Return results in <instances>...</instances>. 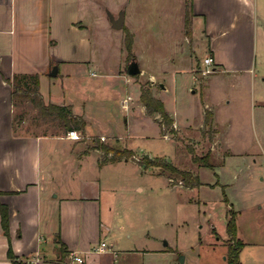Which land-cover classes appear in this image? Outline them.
I'll return each mask as SVG.
<instances>
[{
	"label": "rangeland",
	"instance_id": "374dc122",
	"mask_svg": "<svg viewBox=\"0 0 264 264\" xmlns=\"http://www.w3.org/2000/svg\"><path fill=\"white\" fill-rule=\"evenodd\" d=\"M148 1L157 13L156 0H136L135 31L123 25L133 38L131 56L122 29V49L114 42L113 48L104 49L107 61L72 68L68 78L47 77L38 87L46 97L50 91L74 100V109L84 112L87 126L86 133L77 130L78 140L84 143L80 153L98 147L99 166L113 164L99 173L104 216L110 219L109 207L114 212L113 230L105 233L117 250L112 263L227 264L228 246L236 244L229 242L225 226L232 210L237 213V239L244 243L240 264H264V0H256L259 39L250 66L238 63L240 69L227 73L214 71L212 65V72L206 74L204 59L212 55L205 41L193 33L190 0H183L185 22L176 29L184 37L180 51V46L176 51L170 46L169 33L158 28L157 39L144 47L142 18L148 7L143 8L142 2ZM150 20L160 25L156 17ZM127 21L131 23V15ZM132 56L140 68L136 75L126 73ZM146 88L162 101L172 126L142 105L139 97ZM18 111L24 113L19 129L23 133L44 136L45 129L69 130L57 120L42 118L31 100ZM103 144L132 149L133 154L119 159L120 163L106 162L112 154L105 155ZM207 151L212 153L213 169L194 161V155ZM144 156L167 159L180 170L198 175L201 186L192 188L176 175L169 178L159 174L157 167L146 168ZM51 157L57 165L62 163L60 172L70 171L64 155ZM81 159L85 161L80 160L79 171L64 178L71 194L78 191L82 179H94L91 163Z\"/></svg>",
	"mask_w": 264,
	"mask_h": 264
},
{
	"label": "crops",
	"instance_id": "0c3cea01",
	"mask_svg": "<svg viewBox=\"0 0 264 264\" xmlns=\"http://www.w3.org/2000/svg\"><path fill=\"white\" fill-rule=\"evenodd\" d=\"M156 1L159 3L157 13L152 12L150 1L142 2L143 8L148 7L142 18L143 38L147 41L144 47H150V41L157 39L154 32L158 28L166 35L169 33L166 38L176 51L184 40L182 30L177 34L176 29L179 24L181 29L185 22V3L183 0H174L178 5H173V0ZM191 2L193 33L205 41V48L214 61L213 70L231 73L243 65L250 66L257 56L255 48L259 39L258 18L255 17L257 1ZM135 3L136 0H0V204L8 209L11 249L22 258H38L37 264H63L68 253L76 251L84 254L82 264H113L115 261L114 240L105 237L106 231L113 230L114 212L109 207L110 219L104 216L99 176L113 164L99 166L98 147L80 153L84 143L68 138V130L53 133L45 129L44 136L20 131L24 113L17 109L29 100L14 99L8 79L18 74L37 73L40 86L43 79L55 77L47 73L54 65L57 66L56 76L68 78L72 68L93 61L102 64L108 59L103 58L104 49L110 50L114 44L122 49V27L114 28L110 17L116 18L122 13V26L127 24L135 31L132 26L136 23L132 12ZM128 15H131V23L127 21ZM150 17H156L160 25L152 24ZM238 63L242 66H237ZM42 97L46 103L69 106L73 116L85 121L84 112L76 113L74 100L65 93L58 97L49 91L47 97L43 94ZM143 109L141 107L140 111ZM84 126L86 133V121ZM99 134L104 136L103 132ZM56 154L66 157L69 172H60L62 163L57 165L52 157L49 159ZM82 157L91 163L94 179H82L78 191L71 194L64 178H72L73 171H79L80 160L85 161ZM58 237L68 250L63 258ZM99 241L106 242V251L89 252ZM8 246L0 215V264H12L7 257Z\"/></svg>",
	"mask_w": 264,
	"mask_h": 264
},
{
	"label": "trees",
	"instance_id": "16d2710c",
	"mask_svg": "<svg viewBox=\"0 0 264 264\" xmlns=\"http://www.w3.org/2000/svg\"><path fill=\"white\" fill-rule=\"evenodd\" d=\"M190 2V9L192 8V2ZM122 29L124 31V45L125 50L127 52L128 56L132 55V47H133V38H131V34L124 26H122ZM135 57L132 56V59ZM30 79V82L28 81ZM8 82L11 84L12 88V97L15 99L20 100H31L35 108L39 111V114L42 118H51L53 120H57L60 125L63 127H67L70 130L76 129V130H83L85 121L81 117H76L72 115V109H70L69 106L66 105H55L52 103H46L44 99L42 98L41 94L38 93V86H39V75H14L13 79H8ZM140 102L142 105L148 110L149 113H158L164 124L167 126H172V120L169 117V114L167 113L165 107L163 106V103L161 100L155 98L152 95V92L149 88L142 89V92L139 97ZM208 115V114H207ZM102 150L104 151L105 155L111 153V157L105 159L106 162L114 163L116 161H119L121 158L128 159L132 154V149H120L115 147H109L106 144L102 145ZM191 153L194 152V149H189ZM211 151H207L204 154H201L200 156L194 155V161L196 163H199V165L213 169L215 167V164L211 161ZM142 161V164L148 168V167H157L160 169L159 174L168 176L169 178H173L175 175L178 176L182 182L186 186L189 187H199L201 185L200 178L198 175H193L188 170H180L176 166H174L170 161L167 159H162L160 157H154L150 158L149 156H144ZM227 201V199H226ZM228 220L226 222V231L227 234L230 237V241H234L236 244H229L228 251L226 255V261L227 264H240L239 261V253L241 248L243 247L244 243L237 239V228L236 225V212L230 211ZM0 215H1V224L3 228V232L8 237V253L7 257L11 261L12 264H27L25 262V258H22L15 254L13 249H11L10 246V234L8 232V222H9V215H8V209L7 206L4 204H0ZM237 239V240H236ZM59 243L60 248V256L62 258L66 253L68 252L67 248H65V245L61 243L59 237L57 239Z\"/></svg>",
	"mask_w": 264,
	"mask_h": 264
},
{
	"label": "built area",
	"instance_id": "2783aa9c",
	"mask_svg": "<svg viewBox=\"0 0 264 264\" xmlns=\"http://www.w3.org/2000/svg\"><path fill=\"white\" fill-rule=\"evenodd\" d=\"M213 58L212 57H206L204 59V64L206 65L207 69L203 72L204 74L208 73V72H212V69H210V66L213 65ZM126 100H123V102H126ZM124 107V106H123ZM80 133L76 130V129H71L67 131V137L72 139V140H78L79 139V135ZM93 248H91V250L89 252L94 253V254H99L101 252L106 251L107 244L105 241H99L97 244H95L94 246H92ZM85 260L84 254L81 252H76V251H72L70 253H68V258L63 262V264H82ZM25 262L27 264H37L39 262L38 258H26Z\"/></svg>",
	"mask_w": 264,
	"mask_h": 264
},
{
	"label": "water",
	"instance_id": "95a60500",
	"mask_svg": "<svg viewBox=\"0 0 264 264\" xmlns=\"http://www.w3.org/2000/svg\"><path fill=\"white\" fill-rule=\"evenodd\" d=\"M122 19H123L122 13H119V15L116 18L111 16L110 21L112 22V26L116 29H120L122 27V24H123ZM139 72H140V68H139L138 62L136 60L132 59L128 64V67L126 69V73L130 74V75H136ZM47 73H48V75L56 76L57 66L56 65L52 66V68H50V70ZM180 262H182V257L180 258Z\"/></svg>",
	"mask_w": 264,
	"mask_h": 264
}]
</instances>
